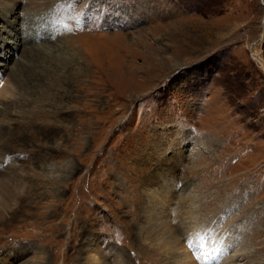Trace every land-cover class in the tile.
<instances>
[{"label":"rangeland","instance_id":"rangeland-1","mask_svg":"<svg viewBox=\"0 0 264 264\" xmlns=\"http://www.w3.org/2000/svg\"><path fill=\"white\" fill-rule=\"evenodd\" d=\"M0 75V264H264V0H0Z\"/></svg>","mask_w":264,"mask_h":264},{"label":"bare ground","instance_id":"bare-ground-1","mask_svg":"<svg viewBox=\"0 0 264 264\" xmlns=\"http://www.w3.org/2000/svg\"><path fill=\"white\" fill-rule=\"evenodd\" d=\"M14 5V4H13ZM9 6V8L7 9V11H5L6 12V14L7 13H10L13 9H14V7L15 6ZM42 5H47V4H42ZM8 6H6V7H8ZM62 7H63V5H62ZM61 6H60V8H59V10H57L56 11V13H57V17L59 18V19H61L63 22H64V25L65 24H67L70 20H69V10H68V8H62ZM63 26V25H62ZM66 26V25H65ZM10 36L12 37V41H13V43L15 44V49L17 50L18 48H19V46L20 45H22L21 44V42H27V41H29L30 43H37L38 42V38H34V37H29L28 36V40H26V38L25 37H23V36H19V37H17L15 34L13 35V34H10ZM34 46V45H33ZM53 71H55V70H52L51 68H50V70H47V72H48V74L49 75H47L46 73V71L45 70H42V73L44 74V72H45V76H47V77H52L53 78V80L55 81L56 79V77H54V75L55 74H57V72H53ZM0 77H2V75H0ZM17 75H15L14 76V81H8V82H5V86L2 88V90L4 91V92H7V93H10V94H12V95H14V93H16L17 92V90H18V87H20V86H22V82H20V81H18L17 79ZM46 79V78H45ZM1 80H2V78H1ZM47 80V79H46ZM34 81V80H33ZM49 82V85L50 86H54L55 84H53L52 82H50V81H48ZM5 106H7V104L6 105H4V107ZM3 107V108H4ZM2 108V109H3ZM21 194V193H20ZM166 218V217H165ZM166 221V220H165ZM198 228V227H197ZM172 229V228H171ZM205 233V232H204ZM201 234V233H200ZM205 235V234H204ZM203 237V236H202ZM202 237H199V240H200V242L201 243H199L198 245H196V249H197V252L196 253H194L195 255L196 254H198V255H200V256H203V257H210L211 256V252H212V249H214L215 247H214V244H212L211 242L209 243V241H208V239H207V237H206V239L204 238H202ZM198 239V238H197ZM196 240V239H195ZM199 240H198V242H199ZM94 250L92 249V248H90V249H88V251H87V253H88V257H87V263H85V264H102V263H100V260L98 259V257L94 254V252H93ZM188 252V251H187ZM186 254V253H185ZM184 254V255H185ZM218 254V253H217ZM186 256V261L184 262V261H180V262H176L177 264H193L192 263V261H190V259H193V257H191V258H189V255H185ZM201 258V257H200ZM204 258V259H205ZM211 258V257H210ZM214 259V258H213ZM202 260V259H201ZM195 261V260H194ZM118 262V264H124V262L123 261H121V260H119V261H117ZM201 262V261H200ZM201 263H204V264H207L208 263V261H202ZM229 263H231V261H229ZM227 264V263H226Z\"/></svg>","mask_w":264,"mask_h":264}]
</instances>
